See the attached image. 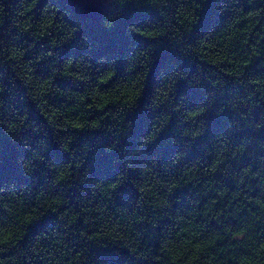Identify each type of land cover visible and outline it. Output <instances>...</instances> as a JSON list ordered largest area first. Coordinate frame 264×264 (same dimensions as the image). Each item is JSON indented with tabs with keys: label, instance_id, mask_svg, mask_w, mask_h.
<instances>
[{
	"label": "trees",
	"instance_id": "1",
	"mask_svg": "<svg viewBox=\"0 0 264 264\" xmlns=\"http://www.w3.org/2000/svg\"><path fill=\"white\" fill-rule=\"evenodd\" d=\"M0 264H264V0H0Z\"/></svg>",
	"mask_w": 264,
	"mask_h": 264
},
{
	"label": "water",
	"instance_id": "2",
	"mask_svg": "<svg viewBox=\"0 0 264 264\" xmlns=\"http://www.w3.org/2000/svg\"><path fill=\"white\" fill-rule=\"evenodd\" d=\"M81 18L97 22L107 8L108 0H63ZM106 1V3H105Z\"/></svg>",
	"mask_w": 264,
	"mask_h": 264
},
{
	"label": "rangeland",
	"instance_id": "3",
	"mask_svg": "<svg viewBox=\"0 0 264 264\" xmlns=\"http://www.w3.org/2000/svg\"><path fill=\"white\" fill-rule=\"evenodd\" d=\"M105 3H106V1H105Z\"/></svg>",
	"mask_w": 264,
	"mask_h": 264
}]
</instances>
